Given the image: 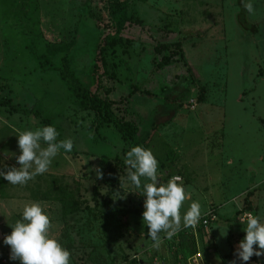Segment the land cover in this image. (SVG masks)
<instances>
[{
    "label": "rangeland",
    "instance_id": "374dc122",
    "mask_svg": "<svg viewBox=\"0 0 264 264\" xmlns=\"http://www.w3.org/2000/svg\"><path fill=\"white\" fill-rule=\"evenodd\" d=\"M244 2L255 8L245 13L254 33L237 26L234 0H143L137 6L142 25L125 33L140 42L117 59L108 95L138 125L141 146L159 162L161 182L176 175L191 191L181 212L193 201L202 215L214 210L210 225L193 236L204 264H264V256L248 262L235 256L246 235L244 213L264 219V0ZM99 4L0 0V169L19 167V131L51 125L58 141L74 143L24 186L0 177V258L10 255L3 243L9 225L21 218L26 203L40 202L52 235L71 252V264H122L133 255L141 264H171L166 239L159 249L151 247L142 222L145 198L126 180L125 164L109 198L130 210L126 224L103 217L108 170L122 159L123 141L75 99L60 60L66 52L72 74L88 85ZM160 42L176 45L156 55L151 48ZM157 56L166 63L156 65Z\"/></svg>",
    "mask_w": 264,
    "mask_h": 264
},
{
    "label": "clouds",
    "instance_id": "9594fccd",
    "mask_svg": "<svg viewBox=\"0 0 264 264\" xmlns=\"http://www.w3.org/2000/svg\"><path fill=\"white\" fill-rule=\"evenodd\" d=\"M243 7L249 14H254L253 3L243 2ZM58 136V131L51 125L19 131L20 154L16 157L19 167L12 166L6 171L0 169V177L13 186H24L36 176L43 175L61 150L67 153L74 148L72 139L58 141ZM124 164L127 166L126 180L135 189H140L145 198L142 222L147 226L152 248L159 249L164 239L171 240L182 229L197 227L202 217L201 204L193 201L186 211L181 212L184 202L191 199V191L176 175L166 183L161 182L159 162L151 149L139 145L131 147L124 156ZM92 171L96 172L97 178H103L101 169ZM240 222L245 225L246 235L237 245L235 256L242 262H248L253 255L264 256V219L245 212ZM9 226L11 234L4 237L3 243L10 246L11 260H19L20 264H71V252L52 235L51 218L40 202L26 203L21 218Z\"/></svg>",
    "mask_w": 264,
    "mask_h": 264
},
{
    "label": "trees",
    "instance_id": "16d2710c",
    "mask_svg": "<svg viewBox=\"0 0 264 264\" xmlns=\"http://www.w3.org/2000/svg\"><path fill=\"white\" fill-rule=\"evenodd\" d=\"M234 1L238 6V12L235 15L237 26L245 33H254L256 28L251 25L248 26L245 21L244 0L243 2L242 0ZM141 3H143V0H100V28L97 32L98 39L94 44L89 64L88 85H84L72 74L66 52L60 58L68 85L72 83L70 85L73 88L75 99L94 115L95 120H98L96 124L111 125L114 132L123 141L122 159L117 160L112 168L108 170L110 173L106 179H109L107 181L108 186H110L109 189L116 183V172L122 169L126 152L133 146L142 145L138 140L139 127L128 117L130 115L128 109L126 107L118 108L115 104L119 102H114L108 97L112 89V81L118 75L119 61L117 59L124 57L129 49L133 50L134 45L140 42L127 38L125 33L129 28L132 29L142 25V20L137 11V6ZM170 45L176 44L160 42L153 44L151 49L155 50L156 55H158L157 53L160 50H167ZM60 50L57 52L60 53ZM53 54L55 53L53 52ZM166 61L165 57L158 58L157 56L155 64L162 66ZM119 101H122V99ZM113 106L121 112L120 115L113 112L111 108ZM154 126L156 125L153 124L152 127ZM100 156L102 158V155ZM111 190L112 188L108 190L105 198L102 199L103 217L107 221L121 219L123 220L122 223L126 224V216L130 210L113 204L109 198ZM165 244L166 253L169 254L171 264L184 260L196 252L193 236L187 229H182L171 240L166 239ZM8 260L9 262L12 261L10 258ZM122 264H141V261L127 259Z\"/></svg>",
    "mask_w": 264,
    "mask_h": 264
},
{
    "label": "built area",
    "instance_id": "2783aa9c",
    "mask_svg": "<svg viewBox=\"0 0 264 264\" xmlns=\"http://www.w3.org/2000/svg\"><path fill=\"white\" fill-rule=\"evenodd\" d=\"M214 219V210H208L206 213H204L201 217V220L197 227L195 229L187 228V230L192 234V236H196L198 230H203L207 228L210 225V222ZM130 260H139L136 256H131L129 258ZM0 264H10L8 257H1L0 258ZM152 264H162V260H153ZM174 264H204L202 261L201 255L199 252H195L191 256L187 257L184 260H179L178 262Z\"/></svg>",
    "mask_w": 264,
    "mask_h": 264
},
{
    "label": "water",
    "instance_id": "95a60500",
    "mask_svg": "<svg viewBox=\"0 0 264 264\" xmlns=\"http://www.w3.org/2000/svg\"><path fill=\"white\" fill-rule=\"evenodd\" d=\"M3 223V220H1L0 221V225ZM2 239V234H1V231H0V240ZM11 252V251H10ZM10 252H9V254H10ZM9 257H10V255H9Z\"/></svg>",
    "mask_w": 264,
    "mask_h": 264
},
{
    "label": "crops",
    "instance_id": "0c3cea01",
    "mask_svg": "<svg viewBox=\"0 0 264 264\" xmlns=\"http://www.w3.org/2000/svg\"><path fill=\"white\" fill-rule=\"evenodd\" d=\"M228 161V160H227ZM213 251V250H212Z\"/></svg>",
    "mask_w": 264,
    "mask_h": 264
}]
</instances>
